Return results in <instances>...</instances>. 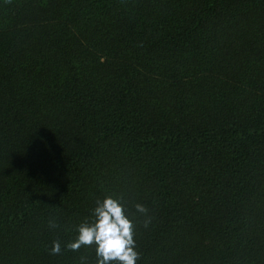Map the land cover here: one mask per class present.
<instances>
[{
  "label": "trees",
  "instance_id": "obj_1",
  "mask_svg": "<svg viewBox=\"0 0 264 264\" xmlns=\"http://www.w3.org/2000/svg\"><path fill=\"white\" fill-rule=\"evenodd\" d=\"M108 195L138 264H264V0H0V264H96Z\"/></svg>",
  "mask_w": 264,
  "mask_h": 264
},
{
  "label": "clouds",
  "instance_id": "obj_2",
  "mask_svg": "<svg viewBox=\"0 0 264 264\" xmlns=\"http://www.w3.org/2000/svg\"><path fill=\"white\" fill-rule=\"evenodd\" d=\"M135 212L145 216L144 227L151 223L148 209L135 204ZM91 221L77 226L76 238L64 246V250L76 252L83 246H94L96 264H138L140 253L135 240L136 225L129 215L124 198L108 195L95 201ZM50 227H58L54 222ZM60 241H53L50 254L60 255ZM81 264H85L83 258Z\"/></svg>",
  "mask_w": 264,
  "mask_h": 264
}]
</instances>
